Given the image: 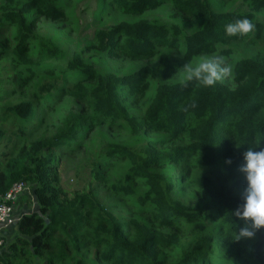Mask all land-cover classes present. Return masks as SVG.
<instances>
[{
	"label": "trees",
	"instance_id": "16d2710c",
	"mask_svg": "<svg viewBox=\"0 0 264 264\" xmlns=\"http://www.w3.org/2000/svg\"><path fill=\"white\" fill-rule=\"evenodd\" d=\"M81 1L0 0V61L10 57L20 73L15 81L23 86L39 82L32 84L30 100L0 101V149L11 142L1 121H21L16 135L28 130L26 139L20 136L10 150H0V200L15 183L24 182L37 204V210L19 214L28 189L17 197L12 212L17 221L6 236L3 232L0 264H264V228L246 239L231 235L244 226L234 215L246 183L239 172L242 154L254 139H264V50L238 60L229 83L171 82L194 57L245 37L225 36L226 23L247 17L264 42L263 25L255 20L264 0H246V13L218 10L217 0H97L89 22L97 27L86 50L75 42L72 53L63 51L61 41L73 39L70 28L60 23L67 16L76 18ZM168 2L180 15L199 20L200 29L183 33L148 16ZM112 16L113 22L105 24ZM42 20L52 30L55 25L62 29L56 40L39 37ZM120 59L145 64L122 73L116 70ZM98 60L113 67L99 70ZM151 87V98L137 116L126 99L138 103ZM62 91L77 108L50 123L52 134V126L37 134L54 111V106L47 112L41 107ZM33 99L42 103L40 110ZM32 117L39 123L30 126ZM86 125L103 127L101 148L90 166L93 177H103V157L122 156L120 178L112 188L132 197L138 216H116L94 189L68 197L60 187L57 160L81 140ZM114 132L144 144L134 149L114 139ZM148 135L153 139L146 141ZM259 148L264 140L254 150ZM178 164L186 170L176 176ZM188 192L195 205L186 202ZM12 232L16 236L9 240ZM91 248L99 259L90 258Z\"/></svg>",
	"mask_w": 264,
	"mask_h": 264
},
{
	"label": "rangeland",
	"instance_id": "374dc122",
	"mask_svg": "<svg viewBox=\"0 0 264 264\" xmlns=\"http://www.w3.org/2000/svg\"><path fill=\"white\" fill-rule=\"evenodd\" d=\"M75 0H73L74 2ZM97 7V0H83L77 3V14L76 18H71L67 16L63 19L61 25H67L70 28V37L73 39L72 42H63L61 41L60 46L61 50L69 51L72 53L73 50L76 49L75 42H79L81 47L80 50H86V44L91 40L94 34L96 25H89V22H92V13L95 12ZM216 8L218 10L223 11H239L242 13H246L249 11L247 7L246 0H217ZM148 16L151 19L159 20L166 24H174L180 28L183 33H192L200 29V22L197 19H193L191 17H184L177 13L173 8L172 4L169 2L162 5L160 8L154 11H150ZM113 16L111 18L106 19L104 21L105 24L113 22ZM257 22L263 25L264 29V9L258 11L256 13ZM47 20H42L39 24L41 32H38L39 37H47V39L56 40L55 36L57 31L62 30L58 25H55L54 30H52L51 23L44 22ZM252 23H255L254 21ZM256 27L245 35L243 39H231L227 44H222L219 46L217 52L212 54L200 55L196 56L189 63H196L204 56L214 55L218 57H222L224 62L229 65L232 69L229 76L219 80L221 82H231L232 75L236 63L238 60L255 56L258 54H262L264 50V42L263 39H259L255 35ZM222 50H230L229 55H225ZM10 57L5 56L0 61V101L3 105H13L24 100L32 99L33 89L32 84H39L37 81H33L31 83H27V87L15 81V78L19 77L18 67L13 68L11 62L9 61ZM147 63V62H146ZM151 63V62H149ZM142 64L138 61H127V60H118L116 61V70L119 72H128L134 68L140 67ZM151 64H154L153 62ZM95 68L102 70L104 67H113V63L108 61L107 63H103L101 60L96 61ZM184 67V66H183ZM183 67L176 71V74L171 79V82H180L185 79V72ZM72 79H70V84L72 83ZM30 86L31 89L28 87ZM153 88H150V91L146 94V97L141 98L138 103H131L130 99H126L128 106L131 108L132 112L137 116H141L146 103L151 98ZM64 91L57 93L51 105L47 106L43 104L44 111L47 112L50 106H54V111L45 117V123L39 128L38 133L45 132L47 130L50 123L53 122L55 118L60 117V115H64L69 112L72 108L76 109L77 104L69 98L67 95H64ZM37 104L38 110H40V106L42 103H39L36 99H33ZM137 100V99H136ZM33 126L34 123H39V119L37 117L30 118ZM1 126L5 128L7 133V138L11 139L10 145L12 143H16L19 141L18 138L21 136L16 135L19 132V128L22 126V122L14 119V122L11 120L1 121ZM48 123V124H47ZM53 127V126H52ZM50 127L49 132H53L54 127ZM103 127L90 129L89 125H86L83 132L80 135L81 140H77V142L70 148L72 149L71 153L63 152L62 155L58 158V169H59V177H60V187L63 189L65 194L68 197H73L78 192L93 190L97 195L99 200L102 202L103 206L110 212L114 213L116 216H130L135 217L138 216L139 210H134V200L130 196L119 195L115 190H113L112 185L113 182L117 181L120 176L119 166H120V158L119 156L115 157H103L104 163L100 164V167H106L102 172L103 177L101 179H95L93 177L92 171L90 169L91 162L96 160L97 153L100 150V131ZM25 130V134L22 138L28 137V130ZM112 137L116 140H123L127 144L132 145L134 149H140L144 141L140 138L133 137L128 135L126 132H114L112 133ZM153 139V135H148L146 137V141ZM8 148H4L0 150H10V146ZM6 152V151H5ZM69 153V154H68ZM186 170L185 165L181 166L178 164L175 168L174 173L176 176L181 174V171ZM102 171V170H101ZM27 184V183H26ZM138 184V183H137ZM225 186V184H224ZM227 186V185H226ZM139 188L143 189L144 186L138 185ZM27 191L25 196L22 195L25 199H27L26 207L22 205L23 209L17 208L19 214L21 213H30L32 211L37 210L36 199L32 193L31 186L27 184ZM30 189V190H29ZM238 195V193H237ZM185 200L190 205H195L193 196L191 192L186 193ZM16 233V229L14 230ZM16 234L13 232L9 236V240L15 237ZM246 239V237H243ZM90 258L99 259V256H95L96 249H89ZM98 253V252H97ZM94 260V259H93ZM98 264H104L97 260ZM95 264V262H93Z\"/></svg>",
	"mask_w": 264,
	"mask_h": 264
},
{
	"label": "clouds",
	"instance_id": "9594fccd",
	"mask_svg": "<svg viewBox=\"0 0 264 264\" xmlns=\"http://www.w3.org/2000/svg\"><path fill=\"white\" fill-rule=\"evenodd\" d=\"M253 27L247 17L239 18L224 25V34L228 37H242ZM183 69L187 81H196L205 87L213 86L232 71L222 57L214 55L204 56L194 64L186 63ZM262 140L254 139L242 154L243 163L239 166V172L243 174L246 183L241 192L243 203L234 211V215L244 221V226L231 231L236 240L252 237L253 230L264 228V148L254 150ZM227 162L231 163V160Z\"/></svg>",
	"mask_w": 264,
	"mask_h": 264
},
{
	"label": "built area",
	"instance_id": "2783aa9c",
	"mask_svg": "<svg viewBox=\"0 0 264 264\" xmlns=\"http://www.w3.org/2000/svg\"><path fill=\"white\" fill-rule=\"evenodd\" d=\"M27 189L24 182L15 183L0 200V249L4 244L3 232L17 221L12 215L13 204L20 193ZM9 202H12L11 204Z\"/></svg>",
	"mask_w": 264,
	"mask_h": 264
},
{
	"label": "crops",
	"instance_id": "0c3cea01",
	"mask_svg": "<svg viewBox=\"0 0 264 264\" xmlns=\"http://www.w3.org/2000/svg\"><path fill=\"white\" fill-rule=\"evenodd\" d=\"M19 209H21V208H19ZM22 209H23V208H22ZM16 212H18V211L16 210ZM8 230H9V229H8ZM8 230H5V231H7V232L5 233V236L7 235V233H8ZM5 231H4V232H5Z\"/></svg>",
	"mask_w": 264,
	"mask_h": 264
}]
</instances>
